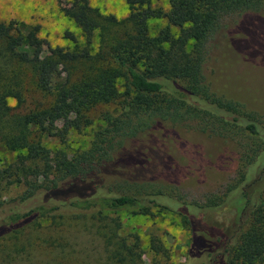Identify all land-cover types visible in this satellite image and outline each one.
Wrapping results in <instances>:
<instances>
[{
	"label": "trees",
	"instance_id": "trees-1",
	"mask_svg": "<svg viewBox=\"0 0 264 264\" xmlns=\"http://www.w3.org/2000/svg\"><path fill=\"white\" fill-rule=\"evenodd\" d=\"M153 1L126 0L128 15L119 20L77 0L64 13L87 45L72 48L46 51L39 24L0 21V143L20 151L0 166V264L98 261L105 251L95 239L82 245L79 231L89 228L80 219L107 222L110 213L154 210L176 214L188 230L181 264H264V114L219 88L224 48L210 44L225 17L257 12L264 0H167L166 10ZM153 18L166 20L155 34ZM29 82L52 100L26 107ZM100 103H114L115 112L105 114L88 148L68 156L42 144L44 136L63 138L89 124L87 112ZM191 119L200 125L189 129L255 139L242 146L237 177L201 203L156 176L161 155L168 156L158 122ZM12 184L19 191L5 198L2 190ZM111 221L109 231L106 222L100 226L105 264H134L125 242L113 244L118 223ZM151 246L160 248L155 240Z\"/></svg>",
	"mask_w": 264,
	"mask_h": 264
},
{
	"label": "rangeland",
	"instance_id": "rangeland-1",
	"mask_svg": "<svg viewBox=\"0 0 264 264\" xmlns=\"http://www.w3.org/2000/svg\"><path fill=\"white\" fill-rule=\"evenodd\" d=\"M77 0H0V21H22L27 24H39V37L44 49L48 47L72 48L75 44L87 45L79 28L65 15L64 11ZM89 4L104 15L112 14L117 19L128 15L126 0H88ZM154 6L168 8L167 0L153 1ZM166 25V20L153 18L148 20L149 31L155 34ZM71 32L76 43L66 36ZM223 43V44H222ZM211 48L221 46L220 65L224 71L216 77L219 88L238 96L249 107L264 114V8L257 12L235 14L222 20L221 28L210 42ZM97 38L89 44L91 52L97 49ZM124 80H118L120 91L124 89ZM25 106L32 102L43 101L49 103L52 96L35 90L32 82L27 83L25 90ZM10 106L15 105L13 98L8 99ZM114 103H100L87 112L90 123L80 129H69L63 138L58 135L44 136L42 144L52 152L62 151L68 156L86 149L94 138V133L104 123L107 112H115ZM188 120L189 125L172 124L169 121L158 122V132L165 135V153L167 160L161 159V168L156 170V176L163 183H172L176 192L187 200L203 202L207 196L219 194L223 188L237 177L241 168L243 145L254 142V138L246 135L226 134L224 130L212 132L209 129L199 131L189 129L197 126L199 120ZM192 121V122H191ZM200 125V124H198ZM201 127V126H199ZM162 143V140H159ZM20 153L9 150L0 143V166L13 161ZM165 164V166L163 165ZM166 168L165 170H161ZM19 187L9 186L2 190L5 198L15 195ZM106 221L83 218L79 225L89 229L79 231L83 239L82 245L90 248L94 239L98 246L104 249L103 258L98 261L69 258L62 264H105L107 255L105 233L100 226L103 223L106 230L112 226L111 219L117 220L116 234L113 244L122 241L126 243L127 257H134V264H181L186 257L189 243V232L179 217L172 212L154 210L152 214H131L129 212L110 213ZM93 222V223H92ZM43 224L49 223L46 220ZM92 223V224H91ZM113 229V228H112ZM94 231L95 234H91ZM65 235L68 237L67 232ZM72 235V234H71ZM158 241L159 250L155 251L151 241ZM44 255H39L44 257ZM102 257V256H98ZM80 262V263H79ZM117 264V262H115Z\"/></svg>",
	"mask_w": 264,
	"mask_h": 264
}]
</instances>
